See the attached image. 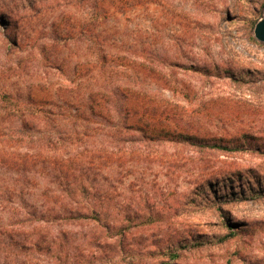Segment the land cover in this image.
Instances as JSON below:
<instances>
[{
  "label": "rangeland",
  "instance_id": "obj_1",
  "mask_svg": "<svg viewBox=\"0 0 264 264\" xmlns=\"http://www.w3.org/2000/svg\"><path fill=\"white\" fill-rule=\"evenodd\" d=\"M95 1L0 0V264H264V0H129L69 38ZM111 86L156 129L80 120Z\"/></svg>",
  "mask_w": 264,
  "mask_h": 264
},
{
  "label": "trees",
  "instance_id": "obj_2",
  "mask_svg": "<svg viewBox=\"0 0 264 264\" xmlns=\"http://www.w3.org/2000/svg\"><path fill=\"white\" fill-rule=\"evenodd\" d=\"M63 3L65 5H69V6H82L84 4H86L89 1L92 0H62ZM129 0H96L95 1V6H96V11L91 15V17H89L87 20L83 21L79 20L77 27H76V32L74 31H70L68 32V37H73L75 35H77L78 37H81L84 33H92L94 32L95 28L98 27L100 24V20H107V18H109L112 13H114V10L117 9L116 4L117 3H129ZM106 4V5H105ZM16 5L14 4L11 8L15 9ZM122 8V7H121ZM118 10V9H117ZM9 14H11V12H8ZM1 16L4 17L3 14H0ZM1 18V17H0ZM8 22V21H7ZM8 24V23H7ZM6 25V24H4ZM18 26L16 22H12L8 24V27H6V29H10L11 27H16ZM129 91H131L132 95L138 94L139 93H135L134 88H128ZM127 90H125L124 88L120 87H109V88H102L101 90H98L97 92L93 93L92 95V100L90 101V103H88L86 106H82L83 109L78 110L79 113V117L80 120H85V109L91 112L92 115H97L101 118V120H104L106 122H110L113 124V126L111 128H113L114 133L119 132L122 128H131V129H136L141 131L145 136H148L147 134V130L149 129H156L154 128L152 125H150L149 123H143L142 121H139L138 124H134L131 123L128 126L126 125V123H128V118L127 116H125V118H121L123 111H125L126 113L128 112V114L131 112L133 113V106L130 99L127 96ZM8 98V97H7ZM5 98V99H7ZM11 103V102H10ZM25 113L29 112L28 116H30L29 119H23V114H21V122H22V127L27 129L29 128V126L31 125H35V118L37 117L36 113H33L32 109H24ZM127 114V115H128ZM23 117V118H22ZM142 116H140V118L138 120L141 119ZM137 123V122H136ZM100 125H102V123H99ZM126 125V127H124ZM88 126V125H87ZM119 130V131H118ZM183 142H187V141H195L198 143H202L203 140L201 139H196L194 137H184ZM194 143V142H193ZM201 145V144H200ZM216 147V146H213ZM27 158V161H29V165L31 166V168H36L37 171H39L40 173H42L43 171H45V169H49L51 171V173L56 174L58 177V181L56 183H58V185H56V187L58 189H62V193L63 191L68 192L69 196L71 197V202L73 204H81V199H77V192H82V194L85 192L84 190V186L81 183H77V182H69V180H67L66 177H68V174L70 172V170L67 168V166H64L63 164H60V160H62V157L60 156H47V155H42V153L40 151L36 152V154H32L31 156L26 154L25 155ZM42 159V160H40ZM51 161H53V163H50ZM59 161V162H57ZM48 167V168H47ZM23 169H27L25 167H23ZM59 177L66 179V181H62L59 179ZM61 182V183H59ZM65 183V184H64ZM77 183V185L75 186L74 184ZM60 184H63L61 186ZM212 185V182H209L207 184L208 188ZM72 188V189H70ZM70 190V191H69ZM63 208H66L63 206ZM62 210V209H61ZM70 212H72V210H70ZM72 215V214H71ZM77 215V219H83V220H89V215L87 214H82V212H78ZM90 216H94L92 217V220L94 221H98V217L97 215L94 213V215H90ZM72 216H70L69 218H71ZM221 242L224 241L223 239L220 240ZM172 258L177 259L179 256L176 253L171 254Z\"/></svg>",
  "mask_w": 264,
  "mask_h": 264
},
{
  "label": "water",
  "instance_id": "obj_3",
  "mask_svg": "<svg viewBox=\"0 0 264 264\" xmlns=\"http://www.w3.org/2000/svg\"><path fill=\"white\" fill-rule=\"evenodd\" d=\"M253 36L258 42L264 45V8L261 18L254 26Z\"/></svg>",
  "mask_w": 264,
  "mask_h": 264
}]
</instances>
